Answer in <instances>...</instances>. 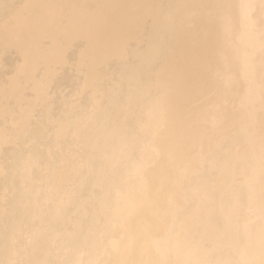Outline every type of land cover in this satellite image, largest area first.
Segmentation results:
<instances>
[{
    "label": "bare ground",
    "instance_id": "1",
    "mask_svg": "<svg viewBox=\"0 0 264 264\" xmlns=\"http://www.w3.org/2000/svg\"><path fill=\"white\" fill-rule=\"evenodd\" d=\"M20 4L0 264H264V0Z\"/></svg>",
    "mask_w": 264,
    "mask_h": 264
},
{
    "label": "rangeland",
    "instance_id": "2",
    "mask_svg": "<svg viewBox=\"0 0 264 264\" xmlns=\"http://www.w3.org/2000/svg\"><path fill=\"white\" fill-rule=\"evenodd\" d=\"M20 1H21V0H20ZM20 1H19V0H0V2H1V4H2V5H0V11H4V12H5L6 10H8V13H12V12L14 11L15 7H20V5H21V4H20ZM3 57H4L5 59H4ZM3 57H2L3 59H2V58L0 59V61H1V62H0V68H1V69H0V74L3 73V74H2L3 76L0 75V76H1V77H0V82L2 81V79L5 80V81L8 79V75H5V78H3L5 72H6L5 74H8V73L10 74L11 72H9V71H12V70H11L12 68L14 69V64H12L13 66L11 67V64H9L8 61H7V62L5 61V60H7L6 57H5V56H3ZM3 60L7 63V66H8V67L6 66V64H4L5 62H3ZM11 60L13 61V60H15V59H11ZM11 60H10V61H11ZM1 64H3V65H1ZM4 67H6V69H5ZM10 67H11V68H10ZM2 68L5 69V72H4V70L2 71ZM6 70H7L8 72H7ZM1 71H2V72H1ZM6 76H7V78H6Z\"/></svg>",
    "mask_w": 264,
    "mask_h": 264
}]
</instances>
